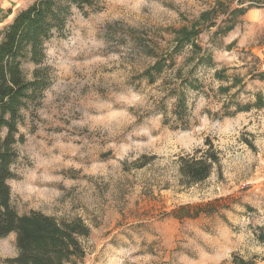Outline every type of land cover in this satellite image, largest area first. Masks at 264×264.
Returning a JSON list of instances; mask_svg holds the SVG:
<instances>
[{
  "label": "rangeland",
  "instance_id": "rangeland-1",
  "mask_svg": "<svg viewBox=\"0 0 264 264\" xmlns=\"http://www.w3.org/2000/svg\"><path fill=\"white\" fill-rule=\"evenodd\" d=\"M35 1L0 0V11L12 10L0 40ZM256 2L74 7L64 35L48 45L51 85L25 113L9 181L18 215L81 220L90 230L85 257L70 264H264V26L245 19ZM192 27L211 61L197 62L191 45L173 52L178 31ZM172 52L174 64L154 84L143 78ZM35 69L23 65L28 79ZM185 77L197 88L184 87ZM175 87L187 96L186 130L172 129ZM208 154L211 176L190 184L181 160ZM18 255L16 234L0 241V264Z\"/></svg>",
  "mask_w": 264,
  "mask_h": 264
},
{
  "label": "trees",
  "instance_id": "trees-1",
  "mask_svg": "<svg viewBox=\"0 0 264 264\" xmlns=\"http://www.w3.org/2000/svg\"><path fill=\"white\" fill-rule=\"evenodd\" d=\"M89 2L36 0L16 14L0 40V241L16 234L19 255L14 264H70L86 255L81 240L89 238L90 230L81 220L58 222L36 212L26 216L18 215L13 207L9 181L16 178L14 167L20 159L17 147L26 141L22 133L26 125L25 113L33 104L41 101L51 85L48 72L43 68L48 45L55 37L64 35L74 7L83 11L84 5ZM256 6L264 7V0H258ZM11 15V9L0 11V24ZM230 29L232 27L227 30ZM199 35L196 27L178 31L173 52L178 53L191 45L192 57L200 56L197 62L203 63L206 59L211 61V57L206 55L196 41ZM173 52L156 61L143 73V78L154 84L158 78L156 76L165 67L174 64ZM26 63L36 66L32 79H28L23 70ZM198 82L196 77H185L181 81L185 83L184 87L190 88H197ZM173 90L176 102L172 111L175 118L172 129L186 130L189 128L187 96L180 87ZM222 91L228 93L230 88H222ZM242 108L248 110L251 107L245 105ZM169 124L165 117L164 125ZM215 163L216 157H210L209 154L202 158L182 159L180 172L190 184L202 183L211 176ZM260 238L264 242V236Z\"/></svg>",
  "mask_w": 264,
  "mask_h": 264
},
{
  "label": "crops",
  "instance_id": "crops-1",
  "mask_svg": "<svg viewBox=\"0 0 264 264\" xmlns=\"http://www.w3.org/2000/svg\"><path fill=\"white\" fill-rule=\"evenodd\" d=\"M245 19L247 22L254 23L260 22L264 26V7L257 9L251 8L245 14ZM259 53L260 59L262 60V64L260 67L261 73L264 75V47L257 50Z\"/></svg>",
  "mask_w": 264,
  "mask_h": 264
}]
</instances>
